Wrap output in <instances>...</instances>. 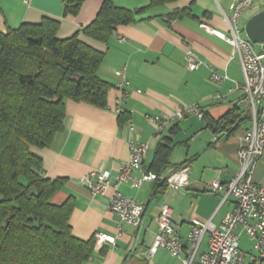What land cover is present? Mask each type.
<instances>
[{"label": "crops", "instance_id": "1", "mask_svg": "<svg viewBox=\"0 0 264 264\" xmlns=\"http://www.w3.org/2000/svg\"><path fill=\"white\" fill-rule=\"evenodd\" d=\"M0 1L1 31L48 18L59 24L58 39L76 35L103 54L98 76L110 85L106 107L101 109L68 99L63 131L55 135L49 146L32 149L41 159L42 176L63 182L51 202L60 205L68 198L73 200L69 220L72 233L80 239L93 237L95 240L94 251L85 264H180L166 248L156 249L153 256L147 258L157 231L156 217L161 205L170 208L174 226L184 241L194 225L210 221L218 228L225 215L232 211L234 199L226 197L223 189L211 193L206 184L212 180L226 184L238 173L237 147L252 122H244L214 141V136L220 133H213L205 120L196 118L199 123L186 116L185 121H174L157 135L145 115L168 117L179 107L192 103H198L214 121L233 108L242 112L248 110L241 90L229 92L243 84L239 58L231 45L202 27L207 25L229 34L222 17L223 13L230 14L235 0H175L162 5H152L151 0H110L115 7L142 12L135 22L117 26L107 42L82 33L97 15L103 0H85L74 16H64L63 0ZM183 9L189 10L186 16L172 18ZM263 9L264 0H259L258 5L244 10L240 19L246 24ZM242 33L246 38L244 31ZM187 51L208 66L189 71L185 60ZM209 67L219 74L225 73L228 79L214 82ZM119 71L124 72V78L116 74ZM218 94L225 95V99L216 100L214 97ZM164 139L171 153L162 178L186 165L189 178L186 187L175 190L163 181L150 180L137 188L132 182L120 184L119 192L143 202L145 211L139 228L123 224L118 230V217L108 210L112 190L93 196L84 179H92L98 172L116 176L119 166L129 158L131 141L149 145L142 172L151 173L147 172L148 167ZM252 175L254 182L264 183L263 157L256 163ZM141 176V172H133L136 180ZM97 234L114 238V245L97 243ZM207 248L206 234L194 261Z\"/></svg>", "mask_w": 264, "mask_h": 264}, {"label": "trees", "instance_id": "2", "mask_svg": "<svg viewBox=\"0 0 264 264\" xmlns=\"http://www.w3.org/2000/svg\"><path fill=\"white\" fill-rule=\"evenodd\" d=\"M84 1L63 0L64 16L76 15ZM188 11L179 10L172 18ZM140 12L103 0L82 33L107 42L117 26L135 22ZM58 25L44 18L0 30V264H85L95 248L93 237L84 240L72 233L73 200L51 202L63 182L44 178L41 159L32 152L49 146L63 131L68 99L101 109L107 103L110 85L98 76L103 54L76 35L58 39ZM202 120L213 133L230 134L250 121V114L233 108L216 121L204 112ZM170 151L164 139L147 172L162 176Z\"/></svg>", "mask_w": 264, "mask_h": 264}, {"label": "built area", "instance_id": "3", "mask_svg": "<svg viewBox=\"0 0 264 264\" xmlns=\"http://www.w3.org/2000/svg\"><path fill=\"white\" fill-rule=\"evenodd\" d=\"M253 1L235 0L230 6V14L223 13L222 18L227 23L229 34L202 25L208 33L210 32L231 45L239 58L243 84L241 87L236 86L235 89H230L229 92L242 91L243 100L250 114V122H252L250 129L245 131L237 147L238 173L226 184H221L218 180H212L206 184L211 193L223 189L226 197H233L234 207L225 215L218 228L210 221L194 225L184 241L174 226L170 208L162 204L156 217L157 231L148 251V259L153 256L156 249L166 248L171 256L179 260L180 264H264V183H256L252 178L255 165L264 153V52H256L253 44L247 38L241 37V30L238 26L242 12L249 8ZM261 46L264 47V43ZM185 60L189 71L198 70L200 66H208L190 51L186 52ZM209 69L214 82L228 79L225 73L219 74L215 69L210 67ZM116 74L124 78L123 71ZM225 97V95L218 94L214 98L221 101ZM203 113L198 103H192L179 107L168 117L145 115V119L153 125L155 134L159 135L174 121H180L186 116L202 119ZM227 135L228 133L223 131L220 135H215L213 140L217 141L220 137ZM128 147L129 158L119 166L116 176L111 177L107 172H98L93 175L92 179H84L87 182L89 194L93 196L104 195L107 190H112L108 199V210L117 215L118 230L123 224L139 228L145 211L143 202L119 192L120 184L132 182L137 188L144 181L159 180L177 190L186 187L189 179L187 166L177 168L163 178L153 173L142 172L149 145L131 141ZM135 171L142 173L140 179L136 180L133 177ZM206 234L208 235L207 251L194 261L199 245ZM241 234L249 238L256 254L246 253L239 249ZM95 238L97 243L108 242L114 245V238H110L107 234H97Z\"/></svg>", "mask_w": 264, "mask_h": 264}, {"label": "water", "instance_id": "4", "mask_svg": "<svg viewBox=\"0 0 264 264\" xmlns=\"http://www.w3.org/2000/svg\"><path fill=\"white\" fill-rule=\"evenodd\" d=\"M244 34L252 44L264 43V9L251 16L245 26Z\"/></svg>", "mask_w": 264, "mask_h": 264}, {"label": "rangeland", "instance_id": "5", "mask_svg": "<svg viewBox=\"0 0 264 264\" xmlns=\"http://www.w3.org/2000/svg\"><path fill=\"white\" fill-rule=\"evenodd\" d=\"M258 1L259 0H254V2L252 3L253 5H251V6H256V5H258ZM251 6L249 7V8H247V9H250L251 8ZM241 17V16H240ZM244 25H245V23L243 22V20L242 19H240L239 18V24H238V26L241 28V29H244ZM244 31V30H243ZM243 31H241V36L243 37L244 35H243ZM253 46H254V48H255V50L257 51V52H263L264 51V48H262V46H261V44H253ZM244 107V106H243ZM194 116H188V118H191V119H193L194 121H197V122H199L200 123V121L199 120H196V117H194ZM183 120V119H182ZM181 121V120H180ZM183 121H185V118H184V120ZM183 121H181V122H183ZM179 137H181V135L179 136ZM176 149H177V146L175 147V151H176ZM176 154H177V152H175V157H176ZM263 158H264V153H263V156H262ZM172 159H173V156H172V158H171V161H172ZM240 243H239V249L240 250H242V251H244V252H246V253H251V254H256V252L254 251V249H253V247H252V242L249 240V238L245 235V234H242V236L240 235Z\"/></svg>", "mask_w": 264, "mask_h": 264}]
</instances>
